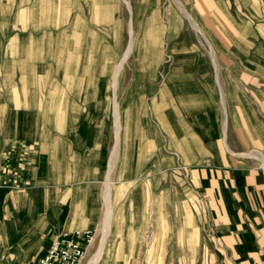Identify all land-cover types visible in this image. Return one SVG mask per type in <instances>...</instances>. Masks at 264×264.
Wrapping results in <instances>:
<instances>
[{
    "label": "rangeland",
    "instance_id": "1",
    "mask_svg": "<svg viewBox=\"0 0 264 264\" xmlns=\"http://www.w3.org/2000/svg\"><path fill=\"white\" fill-rule=\"evenodd\" d=\"M183 1L213 45L219 69L201 34L171 0H0V40L18 45L25 39L27 45L25 60L13 58L17 49L0 69L16 82L25 73L28 107L36 104L40 112V152L28 149L25 161L0 160V173L24 162L47 185L53 168H64L59 189L64 213H81L78 226L92 229L94 237L80 264H227L213 235L208 201L186 166L200 162L191 147L208 152L217 137L230 134L236 103L229 89L231 84L239 93L245 89L231 78L233 69L221 62V51L235 57L237 72L261 74L264 17L261 0H254L253 16L238 11V0L219 1L241 35L253 39V48H234L231 54L219 46L217 21L203 14L207 2ZM156 11L164 23L159 30ZM37 189L40 212L48 208L50 194L42 188L40 204ZM63 230L36 226L38 238L0 252L1 264H36L45 237L40 235ZM21 232L27 235L30 225Z\"/></svg>",
    "mask_w": 264,
    "mask_h": 264
},
{
    "label": "crops",
    "instance_id": "2",
    "mask_svg": "<svg viewBox=\"0 0 264 264\" xmlns=\"http://www.w3.org/2000/svg\"><path fill=\"white\" fill-rule=\"evenodd\" d=\"M171 1L178 9L180 8L174 0ZM178 1L199 28V30L194 29L201 34L208 45L216 69L222 67L202 27L188 11L185 2ZM201 1L203 0H198V3L201 4ZM204 1L207 2L208 7L203 14L212 15L217 21V27L214 29L218 32L221 48H227L231 53L234 48L254 47L253 39L241 35V28L225 11L219 3L220 0ZM236 7L246 16H253L254 8H257L254 0H244L242 4L238 0ZM179 10L188 19L183 10ZM258 10L261 17H264V0H261ZM168 17V23L172 25L173 19L170 13ZM188 21L190 22L189 19ZM156 22L158 30L164 28L163 20L158 13ZM261 25L264 28L263 18ZM261 47H264V41ZM26 48L25 39L20 40L18 45L9 40L4 43L1 39L0 63L14 58L20 64L21 55H24V60L26 58ZM16 51L19 52L18 56L11 58L12 53ZM220 59L226 67L233 69L231 78L244 87L245 94L239 93L237 86L231 84L229 96L236 104L232 111L230 134L226 137H217L208 152H201L200 146L191 147L192 151L195 149L198 151L196 158L200 162L188 164L187 174L208 201L213 214V235L226 256L227 264H264V66L260 65L261 74L249 71L237 72V67L233 68L237 61L235 57L221 51ZM252 61V58L248 60L246 58V63H253ZM15 74L14 72V76ZM11 75V72L7 73L0 69V160L25 161L24 153L28 152V149L31 153H35L33 151L35 149L40 152V112L36 104L32 108L28 107L25 73H18L17 82ZM6 79L13 83L7 84ZM221 96L222 108L226 112L222 88ZM226 124L225 120V129ZM192 136L195 137V135ZM183 152L186 153L187 162H192L191 159L189 160L191 156L189 147H185ZM43 158L44 156H40V153L36 155V159L39 160V169L41 168L40 160ZM25 166L24 162H20L16 168L12 169L13 171L8 167L0 173V252L3 255L18 243L25 244V240L38 238L39 235L33 231L38 225L42 227L48 223L55 231L63 227L66 233L92 230L78 226L80 224L77 217L81 213L75 211L73 213L72 210L64 213L59 190L62 176H65L64 168H60L61 165L53 168L49 178L50 184L47 185L40 171L28 172ZM39 174L40 183L35 181L38 180L35 177ZM28 181L33 185L27 188ZM38 186H40V204L43 198L41 189L49 188L50 194L48 208L40 209V212L36 206L35 192L38 191ZM25 224L30 225V232L27 235L21 232ZM41 236L45 237L37 252L39 258L47 252L55 237L60 235H40V238ZM20 250L21 256L27 255L25 249Z\"/></svg>",
    "mask_w": 264,
    "mask_h": 264
},
{
    "label": "built area",
    "instance_id": "3",
    "mask_svg": "<svg viewBox=\"0 0 264 264\" xmlns=\"http://www.w3.org/2000/svg\"><path fill=\"white\" fill-rule=\"evenodd\" d=\"M92 240L93 233L90 230L63 233L52 242L36 264H80L86 252V244ZM1 261L0 254V264Z\"/></svg>",
    "mask_w": 264,
    "mask_h": 264
},
{
    "label": "bare ground",
    "instance_id": "4",
    "mask_svg": "<svg viewBox=\"0 0 264 264\" xmlns=\"http://www.w3.org/2000/svg\"><path fill=\"white\" fill-rule=\"evenodd\" d=\"M176 3H177V5L180 7L179 9H181V10H183V12L185 13V15L188 17V19L190 20V22H191V24H192V26H193V28H195L196 30H199V28L197 27V25H196V23H195V21L190 17V15H188L187 14V12L185 11V9L181 6V4L179 3V1L178 0H174ZM127 2H129V1H127ZM128 6H129V4H128ZM195 30V31H196ZM201 31V30H200ZM131 45H130V47H129V50L128 51H130L131 50ZM127 54H128V52H127ZM126 54V55H127ZM212 55H213V53H212ZM214 57V56H213ZM121 61V60H120ZM216 62V61H215ZM125 63V62H124ZM217 63V62H216ZM122 67V63H120L119 64V66H118V70H117V72L119 71V69ZM217 69H219V68H217ZM120 75V74H119ZM116 76H118V75H116ZM115 77V76H114ZM114 82H113V80H112V83H115V82H117V80L114 78ZM116 84V83H115ZM115 84L113 85L114 86V88H115ZM116 89V88H115ZM114 91V90H113ZM115 99V98H114ZM119 130V129H118ZM118 133V132H117ZM117 149V148H116ZM109 171H111V170H109ZM108 180H110V179H108ZM107 180V181H108ZM108 183V182H107ZM106 183V184H107ZM112 183V182H111ZM107 187V186H106ZM109 187V186H108ZM106 189V188H105ZM108 190V189H107ZM109 218V217H108ZM107 218V221L105 222V226H104V229H103V231H101V232H103V240H102V243H101V246H100V249H99V255H100V253H101V251H102V248H103V244H104V241H105V239H106V237L108 236V233H109V227H108V219ZM93 239H94V237H93ZM93 242V240L91 241V243ZM90 244V243H89ZM98 256V255H97ZM101 256V255H100ZM97 259H98V257H94L93 259H92V261H93V263H95L96 261H97ZM91 263V262H90Z\"/></svg>",
    "mask_w": 264,
    "mask_h": 264
}]
</instances>
